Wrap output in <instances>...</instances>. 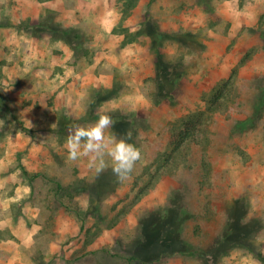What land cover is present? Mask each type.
I'll return each mask as SVG.
<instances>
[{
    "label": "rangeland",
    "instance_id": "1",
    "mask_svg": "<svg viewBox=\"0 0 264 264\" xmlns=\"http://www.w3.org/2000/svg\"><path fill=\"white\" fill-rule=\"evenodd\" d=\"M118 5L119 17L61 24L101 58L92 76L0 67V239L12 224L31 264H264V0ZM101 112L142 151L124 182L67 160L70 129ZM189 120L200 131L173 153ZM168 209L160 239L151 225ZM8 253L0 244V264H22Z\"/></svg>",
    "mask_w": 264,
    "mask_h": 264
},
{
    "label": "crops",
    "instance_id": "2",
    "mask_svg": "<svg viewBox=\"0 0 264 264\" xmlns=\"http://www.w3.org/2000/svg\"><path fill=\"white\" fill-rule=\"evenodd\" d=\"M118 1L0 0V67L3 73L9 76H54L56 73L61 76H92L101 58L90 63L83 47L81 49L77 42L62 37L65 28L61 24L77 26L81 18L88 17L93 9L96 16L119 17L121 8ZM137 6H132L130 11H135ZM51 14L58 15L57 27L48 21ZM12 70H15L14 74H11ZM11 225L9 227L15 235ZM12 234L9 236L11 239H0V244L16 261L31 264L23 261V252L19 248L23 239L16 241ZM33 237L34 232H31L25 238L24 243L28 247L32 246Z\"/></svg>",
    "mask_w": 264,
    "mask_h": 264
},
{
    "label": "clouds",
    "instance_id": "3",
    "mask_svg": "<svg viewBox=\"0 0 264 264\" xmlns=\"http://www.w3.org/2000/svg\"><path fill=\"white\" fill-rule=\"evenodd\" d=\"M97 116L94 122L77 124L70 129L64 143L67 160L77 162L86 159L88 168L96 175L110 167L117 180L124 182L142 161V151L130 142L131 130L118 136L111 131L115 121L109 114L101 112Z\"/></svg>",
    "mask_w": 264,
    "mask_h": 264
},
{
    "label": "trees",
    "instance_id": "4",
    "mask_svg": "<svg viewBox=\"0 0 264 264\" xmlns=\"http://www.w3.org/2000/svg\"><path fill=\"white\" fill-rule=\"evenodd\" d=\"M72 37H73V34H71V38H65V39L72 41L73 40ZM261 37L264 40V32L261 33ZM71 43H73V42H71ZM78 46H80V45L78 44ZM224 85L225 86L231 85V82L227 81V82H225V84H223V87H224ZM222 93H223V91L221 90L219 95H222ZM219 95H217L216 98L214 99L215 101H213V105L215 107L212 105L211 109L221 108V103L218 102V99L220 98ZM250 121H251L250 119L248 120V122H247V120H245V121L240 122V124L246 125V123H249ZM188 125H190V126L187 127L186 129L181 130L178 134L173 136V141H172V146L174 147L173 153H175V152L184 153L185 152L184 149L186 148L187 142L190 139L195 138L197 135L196 134L197 131H200V130H197V128L201 127V120L199 122L189 120ZM70 187L71 186L64 188L61 184H59V189H66L67 190V189H70ZM173 213H174V211L168 209V211L166 212V214L164 216L153 221V223L151 225V233H153V235H158L161 239V236H160L161 230H167L168 228H172V225H171L172 223L170 221H168V219H170L173 216L172 215ZM176 221H178V219ZM174 227H176V226H174ZM82 228H83V226H82ZM232 228H233V231L236 232L239 227H238V225H235V226H232ZM175 233H177V231H175ZM172 236H175L174 233ZM172 236H171V238H172ZM177 238H179V235L177 237H174L173 239L178 240Z\"/></svg>",
    "mask_w": 264,
    "mask_h": 264
}]
</instances>
